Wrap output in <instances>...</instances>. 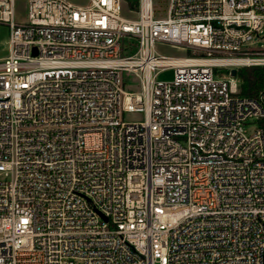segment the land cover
I'll list each match as a JSON object with an SVG mask.
<instances>
[{"label": "built area", "instance_id": "1", "mask_svg": "<svg viewBox=\"0 0 264 264\" xmlns=\"http://www.w3.org/2000/svg\"><path fill=\"white\" fill-rule=\"evenodd\" d=\"M16 2L0 264H264V90L231 73L264 65V0H138L135 18L127 0H26L22 20Z\"/></svg>", "mask_w": 264, "mask_h": 264}, {"label": "rangeland", "instance_id": "2", "mask_svg": "<svg viewBox=\"0 0 264 264\" xmlns=\"http://www.w3.org/2000/svg\"><path fill=\"white\" fill-rule=\"evenodd\" d=\"M78 3L83 2V0H76ZM156 2V8L158 11V14H165L166 6H167V0H155ZM129 3V2H128ZM138 10L139 7H132L130 3L127 7L124 9V14L128 17L135 18L138 16ZM16 11H17V17L18 19L22 20L25 19L27 16V2L26 0H17L16 2ZM264 41H260L261 43ZM9 26L6 23L0 22V59L3 58L8 54L9 51ZM156 49L160 53L169 54V55H191L194 53V49L184 50L182 48H176L171 45H162L158 44L156 45ZM260 67H264V65L255 64ZM253 65H245L241 66V68L249 67ZM216 74L222 76L224 74L228 73V69L225 68H215ZM159 77L161 79H170L173 77V70L172 69H165L160 72ZM125 88L127 89H139V85L136 82H130L128 85L127 82H125ZM264 92V91H263ZM123 119L126 121H141L144 119V113L140 111H126L123 113Z\"/></svg>", "mask_w": 264, "mask_h": 264}, {"label": "trees", "instance_id": "3", "mask_svg": "<svg viewBox=\"0 0 264 264\" xmlns=\"http://www.w3.org/2000/svg\"><path fill=\"white\" fill-rule=\"evenodd\" d=\"M132 7H138V0H127ZM237 76L241 81L240 94L249 97H258L264 90V67L257 65L237 69ZM264 129V117L259 119Z\"/></svg>", "mask_w": 264, "mask_h": 264}, {"label": "water", "instance_id": "4", "mask_svg": "<svg viewBox=\"0 0 264 264\" xmlns=\"http://www.w3.org/2000/svg\"><path fill=\"white\" fill-rule=\"evenodd\" d=\"M231 73H232V75H237V70L236 69H232Z\"/></svg>", "mask_w": 264, "mask_h": 264}, {"label": "crops", "instance_id": "5", "mask_svg": "<svg viewBox=\"0 0 264 264\" xmlns=\"http://www.w3.org/2000/svg\"><path fill=\"white\" fill-rule=\"evenodd\" d=\"M5 57V56H4Z\"/></svg>", "mask_w": 264, "mask_h": 264}]
</instances>
